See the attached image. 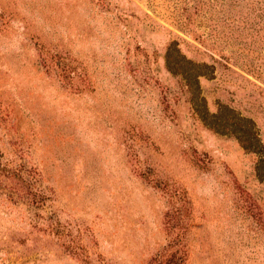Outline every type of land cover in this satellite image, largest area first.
Listing matches in <instances>:
<instances>
[{"label": "rangeland", "instance_id": "obj_1", "mask_svg": "<svg viewBox=\"0 0 264 264\" xmlns=\"http://www.w3.org/2000/svg\"><path fill=\"white\" fill-rule=\"evenodd\" d=\"M0 264H264V0H0Z\"/></svg>", "mask_w": 264, "mask_h": 264}, {"label": "trees", "instance_id": "obj_2", "mask_svg": "<svg viewBox=\"0 0 264 264\" xmlns=\"http://www.w3.org/2000/svg\"><path fill=\"white\" fill-rule=\"evenodd\" d=\"M179 66V64H175V65H169V68H170V70L173 72H177V73H179L180 75L182 74L183 75V73H182V69H181V67H178ZM175 68V69H174ZM176 70V71H175ZM238 140L240 141V144L242 145V147H244L246 150H250V151H253V152H258L257 150H256V147H254V149L251 147L252 145H251V143L249 142V140H246L244 137H239L238 138Z\"/></svg>", "mask_w": 264, "mask_h": 264}]
</instances>
